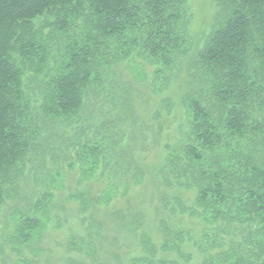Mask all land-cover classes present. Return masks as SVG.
I'll use <instances>...</instances> for the list:
<instances>
[{
	"label": "trees",
	"instance_id": "obj_1",
	"mask_svg": "<svg viewBox=\"0 0 264 264\" xmlns=\"http://www.w3.org/2000/svg\"><path fill=\"white\" fill-rule=\"evenodd\" d=\"M209 1L211 28L187 69L183 121L155 175L178 190L168 210L203 224L192 241L198 264H264V0ZM191 20L189 0H0V264L11 254L15 264L38 263L55 196L40 170L67 163L105 183L95 199L88 191L67 197L82 214L142 183L133 143L144 132L134 129L114 68L143 58L160 91L188 53ZM114 217L154 253L139 213L128 223ZM81 220L87 239L68 237L67 247L95 253L92 232L102 225ZM157 221L162 249L188 261L181 248L192 237ZM66 264L84 262L68 256ZM128 264L156 263L137 255Z\"/></svg>",
	"mask_w": 264,
	"mask_h": 264
},
{
	"label": "rangeland",
	"instance_id": "obj_2",
	"mask_svg": "<svg viewBox=\"0 0 264 264\" xmlns=\"http://www.w3.org/2000/svg\"><path fill=\"white\" fill-rule=\"evenodd\" d=\"M189 5L192 13L189 25L191 46L188 53L178 63L176 71L174 69L171 74L168 73V85L157 91L156 87H158L159 81L152 74L153 66L140 57L134 58L130 62L119 63L114 68V76L119 79L118 83H115L116 88L125 89L126 96L132 100L134 117L137 121L134 129L137 134L141 131L144 132V136L139 137V133L133 143L135 155H138L145 172L142 183L130 186L129 192L125 196H113L109 204L96 205L94 203V206L82 214L77 210L78 203L68 200L67 197L71 194L88 191L89 196L95 199L104 193L105 183L96 176L81 178L79 169L69 168L67 163L57 169L60 171V175L53 174L57 171L56 169L51 172L40 170L43 176H47L43 181L50 188L53 186L52 190L55 196L49 214L51 219L47 223V229L43 233L40 246L38 244L36 246L42 249L36 256L38 262L36 264H45L46 262L66 264L68 256L76 261L82 260L84 264H128V261L137 255L148 257L156 264L161 260L172 259L178 264H198L201 261L202 255L192 244V241L196 240L198 243L201 239L203 224H200L196 218L189 217L187 213L182 214L178 211V214L174 215L168 210L169 206L173 205V197L177 195L178 190L164 188L159 184L158 177L155 175L163 160L164 143L174 141L176 136L174 130L183 121L181 95L190 87L187 85V69L205 34L211 28L213 16L211 2L209 0H189ZM166 97L170 101L167 106H164L161 101ZM53 168H55L54 165ZM52 180L55 183L52 182L51 185ZM183 194L185 197L187 196L185 193ZM165 199L166 205H163L162 200ZM114 212L123 215L126 223L130 222V218L134 214L139 213L143 223L141 230L149 234L151 242L155 245L153 254L143 250L139 241L132 235L133 232H130L127 227L121 228L120 224H115L119 219L109 218L110 214H114ZM82 217L87 221L94 218L102 225L99 231L97 230L99 234L95 235L92 232L95 253L77 252L67 247L68 237H74L76 243L80 239L86 238L84 237L86 230L82 224ZM160 218L168 222L172 232L177 230L186 237L188 234L192 237L191 242H185L181 248L184 254L189 255L188 261L179 257L174 249H168V251L162 249L163 240L157 221ZM168 239L167 245L170 244L172 236H169ZM24 251L28 257L34 256L26 249ZM15 259L16 257L11 254L10 261L6 259V263L15 264L11 261Z\"/></svg>",
	"mask_w": 264,
	"mask_h": 264
}]
</instances>
